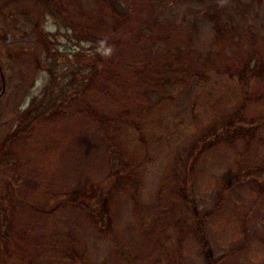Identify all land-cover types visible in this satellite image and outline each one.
Wrapping results in <instances>:
<instances>
[{"label": "rangeland", "instance_id": "1", "mask_svg": "<svg viewBox=\"0 0 264 264\" xmlns=\"http://www.w3.org/2000/svg\"><path fill=\"white\" fill-rule=\"evenodd\" d=\"M57 3L0 0V264H205L195 240L168 229L165 261L149 235L178 200L167 181L211 210L215 259L264 264V0ZM245 63L261 68L239 112Z\"/></svg>", "mask_w": 264, "mask_h": 264}, {"label": "trees", "instance_id": "2", "mask_svg": "<svg viewBox=\"0 0 264 264\" xmlns=\"http://www.w3.org/2000/svg\"><path fill=\"white\" fill-rule=\"evenodd\" d=\"M39 8L43 10L45 14H49L52 16L56 15V11L54 10L56 5H58L59 0H37ZM120 0H94L97 4H99L102 8L107 10L112 17H125V13H127V8H121L119 3ZM59 13V12H58ZM57 13V15H58ZM89 41L91 40L92 36H87ZM99 41H94L95 43L101 42V44L105 43V40L101 39L99 36L96 38ZM155 37L148 36V40H154ZM92 42V43H94ZM165 57V56H164ZM257 57V56H256ZM98 61H103L105 58H101L100 56H97ZM249 65L245 63L243 70L244 75L241 77V86L244 91L243 100L241 102V105L239 107V112H243L247 104L250 102V95L249 90L251 88V81L252 76L254 72H256L259 68H261L259 65L257 67H248ZM101 67V65H95L92 67L93 72H97ZM135 70V69H133ZM100 71V70H99ZM98 71V72H99ZM95 74V73H94ZM241 75V74H239ZM112 77H110L111 79ZM109 79V80H110ZM145 79L149 81H144L141 78H137V82L144 84V85H152L160 79V76L157 77L154 72L148 74ZM108 80V79H107ZM115 81H118L116 79ZM120 84L124 85V81H119ZM104 92H106L108 89L104 87ZM94 107L89 109L90 114L94 117H98L99 120L103 122H99L100 125L107 123L111 124V120L116 118V115L111 113V116L104 114L102 111H93ZM36 112V108L33 107V104L24 112H22L19 116V123L25 121L28 119L30 122L35 119L34 115ZM238 112V114H239ZM104 117H106V120L104 121ZM98 126V125H97ZM30 127V126H29ZM104 137H107L105 135ZM168 183V181H167ZM164 184V191L168 193L170 199L172 198L171 195L174 194L178 197L177 202H171L169 203V211L168 212H161L159 215V220H154L152 227H150L149 235L150 236H157L156 240V249L158 251V254L162 259L166 261L167 258V246L166 242L169 238L168 234L170 233L168 229H172L173 232H175L176 242L178 245H180L183 241L192 239L195 240L200 248V251L204 257L205 264H222V258L215 259L212 254L211 246L209 239L207 237V234L205 232L207 222L211 215V210H208L206 212H201L198 210L197 201H196V193L193 187L188 185L186 183V191H183L182 188L179 189V192L176 193L174 188L172 187L173 184ZM189 183L192 185V181L189 180ZM172 193V194H171ZM220 193V192H219ZM218 194V193H217ZM218 197V195H217ZM218 199V198H217ZM174 200V199H173ZM55 206V205H54ZM33 210L37 214L47 215L48 213H53L54 207H51L50 203H39L37 205H33ZM166 234V235H165ZM119 261L121 264H144L140 263V260L138 257H129L127 253L119 251ZM159 260L157 258H154L153 260L147 261V264H158Z\"/></svg>", "mask_w": 264, "mask_h": 264}]
</instances>
